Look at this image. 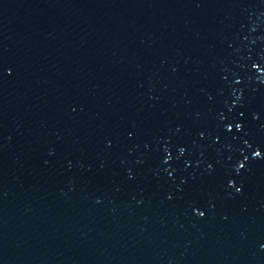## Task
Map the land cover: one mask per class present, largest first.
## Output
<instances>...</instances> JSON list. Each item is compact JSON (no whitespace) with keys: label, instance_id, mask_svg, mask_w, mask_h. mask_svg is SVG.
Listing matches in <instances>:
<instances>
[{"label":"water","instance_id":"water-1","mask_svg":"<svg viewBox=\"0 0 264 264\" xmlns=\"http://www.w3.org/2000/svg\"><path fill=\"white\" fill-rule=\"evenodd\" d=\"M0 264H264V0H0Z\"/></svg>","mask_w":264,"mask_h":264}]
</instances>
